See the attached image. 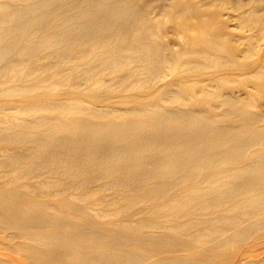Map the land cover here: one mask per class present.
<instances>
[{
	"label": "bare ground",
	"instance_id": "1",
	"mask_svg": "<svg viewBox=\"0 0 264 264\" xmlns=\"http://www.w3.org/2000/svg\"><path fill=\"white\" fill-rule=\"evenodd\" d=\"M0 264H264V0H0Z\"/></svg>",
	"mask_w": 264,
	"mask_h": 264
},
{
	"label": "rangeland",
	"instance_id": "2",
	"mask_svg": "<svg viewBox=\"0 0 264 264\" xmlns=\"http://www.w3.org/2000/svg\"><path fill=\"white\" fill-rule=\"evenodd\" d=\"M230 10V9H229ZM232 10V9H231ZM235 24H237L238 25V22L237 21H235V22H232V26H233V28H235V30L237 29V30H241L237 25H235Z\"/></svg>",
	"mask_w": 264,
	"mask_h": 264
}]
</instances>
